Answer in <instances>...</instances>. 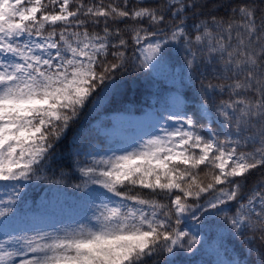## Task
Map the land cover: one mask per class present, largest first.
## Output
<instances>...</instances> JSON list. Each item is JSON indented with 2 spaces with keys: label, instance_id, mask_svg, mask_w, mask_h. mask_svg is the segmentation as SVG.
<instances>
[{
  "label": "snow or ice",
  "instance_id": "obj_1",
  "mask_svg": "<svg viewBox=\"0 0 264 264\" xmlns=\"http://www.w3.org/2000/svg\"><path fill=\"white\" fill-rule=\"evenodd\" d=\"M72 2L0 0V182H5L0 189L7 194L0 199V217L5 218L0 229L8 227L14 213L19 182L41 178L55 141L126 63L123 52L111 53L115 62L106 60L113 35L109 19L140 22L131 29L141 45L140 68L154 69L172 42L184 44L190 70L198 61L218 58L231 82L205 87L229 90V100L216 107L229 130L220 139L209 124L202 134L197 119L177 107L158 131L153 126L143 134L147 139L105 149L106 155L88 153L86 163L78 162L82 179L74 187L99 186L87 194L100 201L93 203L92 215L51 231H4L0 264H151L157 257L163 264H177L175 257L201 242L183 227L184 220L199 223L201 216L221 214L236 235L252 233L246 238L249 245L258 239L264 246V178L246 201L243 194L251 172L264 168V8L245 0L231 15L209 14L190 31L186 13L205 16L199 0H168L132 10L83 2L71 9ZM81 15L96 24L103 17L104 35L89 33ZM144 20L155 31L145 29ZM114 35L120 38L112 48L127 46L120 29ZM205 113L206 103L201 116ZM248 145L251 151L239 150ZM145 190L149 196L166 194L169 202L145 198ZM229 202L237 203L231 216L224 210ZM257 264H264V254Z\"/></svg>",
  "mask_w": 264,
  "mask_h": 264
},
{
  "label": "trees",
  "instance_id": "obj_2",
  "mask_svg": "<svg viewBox=\"0 0 264 264\" xmlns=\"http://www.w3.org/2000/svg\"><path fill=\"white\" fill-rule=\"evenodd\" d=\"M80 2L86 6L101 3L104 6L115 4L117 7H126L127 10H132L140 7L163 6L168 0H127V5L124 0H73L71 9H75ZM242 2L245 0H199V4L204 5L202 11L205 16H193L190 10L186 13L187 28L191 31L194 23L205 19L209 14L227 17L231 15V9ZM248 2H254L258 7L264 8V0H248ZM200 10L198 8L196 11ZM78 18L88 21L84 28H87L89 33L104 35L103 17L100 18L98 24L93 23L92 18L83 15ZM139 23L132 19L123 21L109 19L107 27L113 35L109 37L110 47L106 60L115 62L111 53L123 52L126 63L122 68L111 73L110 80L106 81L105 85L98 88L97 92L86 101L77 118L65 130L60 139L55 141L50 150V157L39 173L41 178L19 182L20 186L17 189L19 198L13 205L14 213L9 214L8 227L0 229V239L4 238V231L10 235H20L22 229L29 230L33 227L42 231H51L57 227L83 222L92 215L94 201L87 199V194L91 189L99 186L90 185L89 188L78 189L74 185L81 183L78 162L82 166L88 161L87 154L91 145L100 143L103 149L116 150L118 148L117 141H108L94 131L93 124L102 120L106 114L129 111L132 107L139 111L142 109L141 106L151 105V100L159 103L168 92L177 90L186 99L182 111H187L194 119H197L203 134H206L207 131L202 128L205 120L198 113V104L206 103L210 110L219 116L216 107L221 101L229 100L230 92L227 88L221 92L218 88L206 89L205 87L209 83L227 85L231 82L224 78L219 59L208 61L205 58L198 61L194 70H190L186 63L187 52L184 44L172 42L165 49L163 59L154 69L151 67L149 69L140 68L138 65L141 58L139 51L141 45L134 42L131 31ZM60 27H57L56 30L59 31ZM143 27L149 31H155V28L151 27L147 20L143 21ZM117 29H120L121 36L127 41L126 47H111L113 44H119L120 37L114 35ZM80 30L83 31V28ZM102 59L104 58L102 57ZM170 114L167 113V116ZM173 124L174 122L171 121V125ZM211 127L219 137L221 134H225L217 121H214ZM226 129L229 130L227 124ZM139 139L145 138H136V140ZM126 147L128 146L120 148ZM128 150L131 149L128 148ZM239 150L251 151L252 145ZM92 152L96 154L94 151ZM262 178H264V168L253 170L247 177V183L243 189L245 201ZM57 181L60 182L57 183ZM3 183L5 182H0V184ZM144 194L145 198H154L162 203H168L170 199L166 194L149 196L146 190ZM207 198L210 197L206 195L205 199ZM0 199H7V194L3 189H0ZM236 207V202H229L224 210L231 216ZM41 214H48L49 219L40 226L34 225V221ZM4 219L0 217V220ZM183 227L198 235L201 242L191 253L181 252L175 257L177 264H232V261H238L239 264H257L261 255L264 254V246L258 239L253 244H248L246 238L252 233L245 232L243 236L236 235L224 220L223 214L201 216L199 223L188 217L184 220ZM249 248L252 249L251 252L248 251ZM156 261L163 264V257L154 258L151 264H156Z\"/></svg>",
  "mask_w": 264,
  "mask_h": 264
},
{
  "label": "rangeland",
  "instance_id": "obj_3",
  "mask_svg": "<svg viewBox=\"0 0 264 264\" xmlns=\"http://www.w3.org/2000/svg\"><path fill=\"white\" fill-rule=\"evenodd\" d=\"M185 98L177 91H171L167 93L166 97L159 103H155L151 100V105L141 106V110L136 111L132 108L126 112H112L103 117L102 120L97 121L93 124L94 131L108 141H117V145L124 147L133 144L136 138H145L143 134L145 132H152L153 126L158 131L162 124L165 123L167 116L164 112L171 113L175 108H183L185 104ZM205 103L198 104V113L201 116V107ZM187 115L192 116L190 113L185 111ZM194 118V117H193ZM205 120L204 127L207 131V126L214 121H217L225 134L228 132L226 124L222 123L221 117L215 115L210 108L207 106V113L201 116ZM109 120L110 122H106ZM159 121V123H157ZM198 122V121H197ZM199 123V122H198ZM168 125H171V121H167ZM200 124V123H199ZM203 134V133H202ZM225 134L220 135V139L225 138ZM233 139H235L233 137ZM94 142V141H93ZM109 150V149H108ZM94 151L96 154L103 153L107 154L100 144H94L90 146V152ZM93 153V152H92ZM98 200L96 203H99ZM44 217L39 216L37 224L39 225L44 221Z\"/></svg>",
  "mask_w": 264,
  "mask_h": 264
}]
</instances>
